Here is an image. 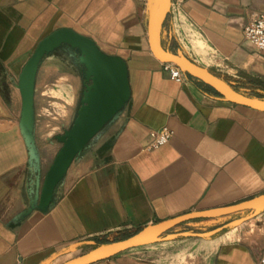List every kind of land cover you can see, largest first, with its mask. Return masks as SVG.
Segmentation results:
<instances>
[{"label":"crops","instance_id":"crops-1","mask_svg":"<svg viewBox=\"0 0 264 264\" xmlns=\"http://www.w3.org/2000/svg\"><path fill=\"white\" fill-rule=\"evenodd\" d=\"M151 5L152 0H0V264H61L145 226L264 193V112L230 103L185 73L174 80L149 46ZM260 11L264 0H171L162 44L171 50L176 22L185 20L212 62L192 49L186 56L181 46L171 52L264 100V54L242 36L249 17ZM59 28L73 29L125 60L130 100L72 162L48 211L24 214L34 175L18 127L16 83L38 42ZM163 127L172 130L171 138L151 146L149 131ZM38 150L44 174L50 163ZM252 212L234 213L240 216L233 229L234 214L191 220L179 224L181 230L176 226L149 244L91 264H255L264 243L242 234L246 223L258 219ZM202 220L218 224L204 232ZM187 240L193 242L186 249H175ZM188 253L192 258L183 263Z\"/></svg>","mask_w":264,"mask_h":264},{"label":"water","instance_id":"water-1","mask_svg":"<svg viewBox=\"0 0 264 264\" xmlns=\"http://www.w3.org/2000/svg\"><path fill=\"white\" fill-rule=\"evenodd\" d=\"M171 0H153L148 25V41L152 54L163 63L177 66L186 75L199 80L226 101L264 112V100L250 97L235 90L221 77L196 64L185 56L172 53L162 44V29L170 12ZM78 54L82 77L89 81L79 98L71 124L55 139L61 143L45 173L35 140L34 95L38 70L46 57L60 48ZM16 87L21 108L18 120L20 134L26 145L30 172L34 175V190L24 214L32 210L42 213L54 204L56 190L61 187L72 162L87 150L107 125L120 116L130 100L127 64L118 55L102 51L95 41L70 28H59L41 39L23 65ZM264 210V193L244 201L192 211L169 220L143 227L138 232L100 245L92 250L66 260L61 264H91L110 258L127 249L149 244L179 224L197 220L214 219L241 211ZM189 235H196L191 232Z\"/></svg>","mask_w":264,"mask_h":264},{"label":"rangeland","instance_id":"rangeland-1","mask_svg":"<svg viewBox=\"0 0 264 264\" xmlns=\"http://www.w3.org/2000/svg\"><path fill=\"white\" fill-rule=\"evenodd\" d=\"M168 23L169 18L167 16L164 23L165 30ZM175 28L176 37L173 39L170 46L171 50L169 51H176L179 49V46H181L180 48L184 50L186 56L189 50L192 49L193 52L203 56L206 62H212L209 50L196 36L188 22L185 20H178ZM80 88L81 78L73 67L53 55L43 60L36 78L34 95L35 140L38 148L42 151L45 159H47V163H51L55 153L61 146V143L55 139V136L62 134L71 124L77 107ZM252 214L257 216L258 219L246 223L244 227H242V234L246 239L260 238L264 243V213L261 214L258 211H253ZM239 216L240 214H234L230 217L229 221H232L234 224H231L229 229H233L232 227L238 225L237 221H239ZM195 222L198 221H191V224ZM201 222L205 225H199V228H202L204 232L210 231L209 229L211 226L218 224L214 223L212 225L208 223V225L206 220H202ZM182 228H184L183 225H178L177 227L178 230ZM237 230L238 228L234 229V233H236ZM191 242H193V240H187L182 243H177L174 246L177 250H183L186 249L187 245H190ZM171 250L172 248L168 250L169 254L172 253ZM187 256L190 257V259L192 258V255L189 253L188 255H183V263L188 261ZM169 258L173 259L174 257L171 255Z\"/></svg>","mask_w":264,"mask_h":264},{"label":"built area","instance_id":"built-area-1","mask_svg":"<svg viewBox=\"0 0 264 264\" xmlns=\"http://www.w3.org/2000/svg\"><path fill=\"white\" fill-rule=\"evenodd\" d=\"M243 39L252 44L255 52L264 54V11L256 12L249 17L242 30ZM164 68L170 76L177 81L183 77V72L174 64L164 63ZM173 132L167 127L150 130V145L157 146L167 142ZM255 264H264V250L256 257Z\"/></svg>","mask_w":264,"mask_h":264},{"label":"flooded vegetation","instance_id":"flooded-vegetation-1","mask_svg":"<svg viewBox=\"0 0 264 264\" xmlns=\"http://www.w3.org/2000/svg\"><path fill=\"white\" fill-rule=\"evenodd\" d=\"M52 55L53 56H57L62 61H64L66 64H68L71 67H73L75 69V71H77L78 74L80 75V78H81V88H80V95H79V98H80L82 91L85 90L86 85L89 84V81H86L82 77V72H81L82 65L80 64V62L78 60V54L72 53L68 48L63 47V48H60V49L56 50L54 53H52ZM78 106H79V99H78V102H77V107ZM105 128L106 127H104V129Z\"/></svg>","mask_w":264,"mask_h":264},{"label":"trees","instance_id":"trees-1","mask_svg":"<svg viewBox=\"0 0 264 264\" xmlns=\"http://www.w3.org/2000/svg\"><path fill=\"white\" fill-rule=\"evenodd\" d=\"M210 90H212V89H210ZM215 93V92H214Z\"/></svg>","mask_w":264,"mask_h":264}]
</instances>
